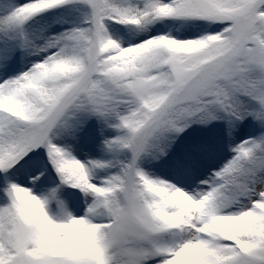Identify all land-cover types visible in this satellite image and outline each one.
Wrapping results in <instances>:
<instances>
[{"label": "snow or ice", "instance_id": "obj_1", "mask_svg": "<svg viewBox=\"0 0 264 264\" xmlns=\"http://www.w3.org/2000/svg\"><path fill=\"white\" fill-rule=\"evenodd\" d=\"M0 264H264V0H0Z\"/></svg>", "mask_w": 264, "mask_h": 264}]
</instances>
